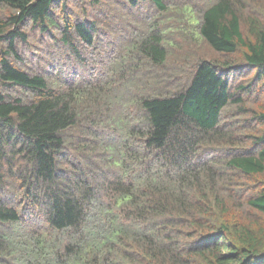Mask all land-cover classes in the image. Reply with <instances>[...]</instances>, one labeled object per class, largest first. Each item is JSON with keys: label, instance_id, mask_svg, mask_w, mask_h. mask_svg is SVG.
I'll list each match as a JSON object with an SVG mask.
<instances>
[{"label": "trees", "instance_id": "trees-1", "mask_svg": "<svg viewBox=\"0 0 264 264\" xmlns=\"http://www.w3.org/2000/svg\"><path fill=\"white\" fill-rule=\"evenodd\" d=\"M69 1L0 0V264H264V0Z\"/></svg>", "mask_w": 264, "mask_h": 264}, {"label": "rangeland", "instance_id": "rangeland-1", "mask_svg": "<svg viewBox=\"0 0 264 264\" xmlns=\"http://www.w3.org/2000/svg\"><path fill=\"white\" fill-rule=\"evenodd\" d=\"M68 5H69V7H75V8L76 7H82L84 9H86L87 0H70ZM111 26H113V27L111 28ZM111 26H109L108 28H105L104 29V33H105L106 38L108 40H111V39L115 40V39L120 37V33H114V31L112 32V30L116 29V27L114 26V24H112ZM97 46L101 50V54H102V58H101L100 63L101 62L103 63V60L105 59V57L103 56V53L107 52L106 51V47H105V45L101 46L100 43H97ZM64 60H66V57H63L61 54H55L54 56H51V58H50V66L51 67L52 66H56L59 69L60 68L65 69V70H63L64 74H63V78L62 79L67 80V76H68V79H70L71 78L70 74L71 73L75 74L80 68H78L77 66L75 67V62L74 61L68 62L67 65H62ZM96 62H98V59L96 60ZM68 66H69V68H67ZM91 66H94V65L91 64ZM41 67L44 68V63L41 64ZM94 67L96 68L97 65H95ZM182 75H186V73H184ZM173 86H175V84H172V81H169L168 84H167V88L166 89H169V88L173 89L174 88ZM262 93H264V91H261L259 94H262ZM250 101L251 102L253 101V97L250 98ZM258 102L261 103V105H264V94L261 96V98L259 99ZM252 104H254V103L252 102Z\"/></svg>", "mask_w": 264, "mask_h": 264}]
</instances>
